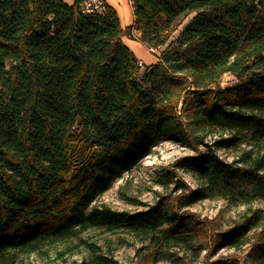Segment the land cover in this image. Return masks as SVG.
Wrapping results in <instances>:
<instances>
[{
    "label": "trees",
    "instance_id": "1",
    "mask_svg": "<svg viewBox=\"0 0 264 264\" xmlns=\"http://www.w3.org/2000/svg\"><path fill=\"white\" fill-rule=\"evenodd\" d=\"M84 1L0 0V264L89 228L150 234L171 220L164 206L94 205L158 142L198 148L223 130L232 136L222 146L251 134L264 150V0H130L125 30L105 1L91 13ZM124 36L161 49L158 61L145 66ZM226 73L239 82L220 89ZM248 155L246 166L212 158L193 167L208 191L251 180L264 196V154ZM263 220L254 211L212 241L236 245ZM204 235L201 225L154 235L151 264L173 239L195 250ZM253 260L264 264V231Z\"/></svg>",
    "mask_w": 264,
    "mask_h": 264
},
{
    "label": "rangeland",
    "instance_id": "2",
    "mask_svg": "<svg viewBox=\"0 0 264 264\" xmlns=\"http://www.w3.org/2000/svg\"><path fill=\"white\" fill-rule=\"evenodd\" d=\"M194 15L191 13L181 20L172 40L180 38ZM148 50L153 54L150 48ZM238 82L237 77L226 73L218 88L225 89ZM231 136L229 131L216 130L208 134L198 148L175 140L158 142L133 165L125 167L112 186L96 198L95 206L104 205L129 214L167 207L172 218L154 233H139L127 228H89L69 239H50L36 250L18 251L12 264H151V255L156 251L151 244L154 235L164 237L180 226L196 225H201L207 235L200 244L202 248L190 250L184 242L173 239L154 264H256L253 251L264 231L262 225L244 234L236 245L223 244L218 237V242L214 243L212 238L218 233L230 232L254 211L264 218L260 185L243 180L227 188L208 191V184L193 167L202 159L212 158L246 166L248 152L252 157L264 154L251 134L240 136L233 146L219 143L220 139ZM261 173L264 175V170Z\"/></svg>",
    "mask_w": 264,
    "mask_h": 264
},
{
    "label": "crops",
    "instance_id": "3",
    "mask_svg": "<svg viewBox=\"0 0 264 264\" xmlns=\"http://www.w3.org/2000/svg\"><path fill=\"white\" fill-rule=\"evenodd\" d=\"M109 6L114 8L120 18L121 27L125 30L132 26L135 21L134 8L130 0H104ZM69 5L74 4V0H65ZM136 35L138 33L135 32ZM124 44L130 48L135 56L145 65H153L158 61V55L150 54L148 48L143 43L132 40L127 36L123 37ZM136 50L139 53H136Z\"/></svg>",
    "mask_w": 264,
    "mask_h": 264
},
{
    "label": "built area",
    "instance_id": "4",
    "mask_svg": "<svg viewBox=\"0 0 264 264\" xmlns=\"http://www.w3.org/2000/svg\"><path fill=\"white\" fill-rule=\"evenodd\" d=\"M104 8V0H85L83 4V12L91 13L95 10H101ZM151 53L157 54V50L155 48H150Z\"/></svg>",
    "mask_w": 264,
    "mask_h": 264
}]
</instances>
